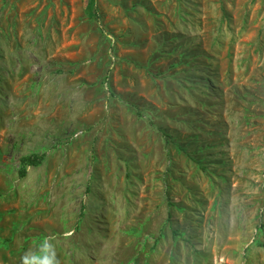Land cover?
<instances>
[{
  "label": "rangeland",
  "instance_id": "rangeland-1",
  "mask_svg": "<svg viewBox=\"0 0 264 264\" xmlns=\"http://www.w3.org/2000/svg\"><path fill=\"white\" fill-rule=\"evenodd\" d=\"M0 264H264V0H0Z\"/></svg>",
  "mask_w": 264,
  "mask_h": 264
},
{
  "label": "trees",
  "instance_id": "trees-1",
  "mask_svg": "<svg viewBox=\"0 0 264 264\" xmlns=\"http://www.w3.org/2000/svg\"><path fill=\"white\" fill-rule=\"evenodd\" d=\"M44 158H45L44 155H32L22 158L20 162L28 167H37L43 162ZM25 175H26V171L25 169H23L20 172V176L24 177Z\"/></svg>",
  "mask_w": 264,
  "mask_h": 264
}]
</instances>
